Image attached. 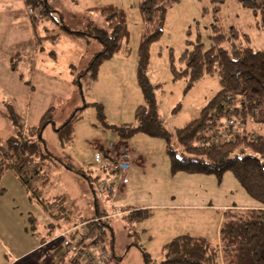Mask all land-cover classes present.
<instances>
[{
	"label": "rangeland",
	"instance_id": "1",
	"mask_svg": "<svg viewBox=\"0 0 264 264\" xmlns=\"http://www.w3.org/2000/svg\"><path fill=\"white\" fill-rule=\"evenodd\" d=\"M48 1L53 2L57 12L43 16L37 23L36 30L45 37L41 39L44 41L41 43L43 47L40 46L37 53L32 51V48L29 51L23 50L26 48L24 30L18 29V23L24 27L23 25L29 24L27 22H31V12L28 10L31 6L27 5L25 0H0V139L3 141L15 133V127L4 114V101L13 103L25 124H36L43 112L51 107L52 122L47 123L41 133L47 148L64 162L79 168L89 178L65 168L62 164L55 165L50 162L47 167L50 180L41 195L51 198L54 194H64L67 197L66 205L71 207V211L66 213L69 217H60L62 221L58 222V229L55 225L53 232L47 233V221L52 219L53 223L57 218L50 217L33 192L25 188L11 170H6L0 177V264H48L46 259L49 253L46 248L51 247H58L60 252L61 247L64 248V261L67 264L72 263L75 256L63 245L59 236L61 231L77 226L78 224L73 222L78 217L93 213L94 198L101 211H116L110 201L113 190L109 191L108 188L106 192L103 186L111 183V178L107 180L108 176H111L107 171L110 167H106L103 161L93 159L98 147H110L109 143L116 141V133L100 122L95 104L103 105L107 122H133L134 109L142 102V92L136 79L137 44L142 25L138 9L140 0L115 1L122 4L127 14L130 31L129 51H118L103 60L94 76L91 71H82L88 66L94 52L101 48L99 41L88 32L93 30L90 29L91 26L108 28L103 17L96 10L86 9L84 5L87 0ZM218 17L223 28L235 25L248 33L252 48L264 49V31L256 24L257 16L238 0H224ZM213 19L210 0H178L168 7L162 33L150 45L147 74L151 82L158 84L154 90L158 110L164 126L170 130L195 117L208 98L220 87L217 74H212L205 75L185 89V79L173 81L169 68V51L173 52L175 63L179 65L177 58L185 48L186 40L194 42L197 36H200L204 45L209 46L213 34ZM80 30L87 34L79 33ZM27 31H30L29 28ZM50 34H56L55 39L50 38L54 39L53 41L46 39ZM81 37L84 40L79 47ZM19 48L22 51V59L13 63L16 64L14 70L6 59ZM50 51L55 55L51 56ZM23 80L29 82L26 84ZM83 104L86 106L80 108ZM76 108H80V117L73 122L72 138L61 145L59 134L54 127L67 120ZM247 113L248 129L257 127L263 131L264 123L260 122H264V107L258 105L253 110L248 108ZM130 137L131 140L127 141ZM119 143L121 147L126 144L133 146L146 161L139 178L130 181L129 192L123 195L131 198L130 200L138 198L141 201L158 202L162 195L151 194V183L155 175H151L153 169L148 166L151 160L159 168L162 166V159H167L164 140L137 133L124 137ZM109 153H112L114 158V149L104 152L108 155ZM213 176L215 177L212 174L211 177ZM194 183L197 186L198 182ZM205 183L207 190L193 187L192 191L196 194L194 198H202L203 201L215 205L253 202L258 204L230 171L224 172L220 180L216 178L213 185ZM168 186H171V182ZM172 190L181 191L179 186H174ZM121 197L122 195L118 194L116 200ZM159 210H155V213L160 216L162 210ZM126 212L122 210L119 213H110L113 249L108 234L96 246L89 245L93 243V239H89L86 246L88 251L95 255L102 251L108 254L113 251L119 259L118 264H157L164 258L161 244L166 236H161L159 232L154 234L153 231L154 237L148 240L145 234H140L137 238L138 245L132 244L134 237L129 235L121 218ZM68 219L72 220L71 223L63 222ZM211 224L212 222H209L208 227ZM160 226L157 224L156 227ZM139 228L140 223L135 225V229L140 230ZM46 238H51V241L42 245V239ZM141 246L149 253L150 260L147 262ZM85 258L83 253L79 256L80 263L76 264H83Z\"/></svg>",
	"mask_w": 264,
	"mask_h": 264
},
{
	"label": "trees",
	"instance_id": "2",
	"mask_svg": "<svg viewBox=\"0 0 264 264\" xmlns=\"http://www.w3.org/2000/svg\"><path fill=\"white\" fill-rule=\"evenodd\" d=\"M177 1L140 0L138 3L142 25L137 44L136 79L142 92V102L134 109V121L122 124L107 122L101 103L95 104L97 116L106 128L123 138L138 132L162 138L172 173L184 171L213 174L220 180L224 172L230 171L244 190L258 202L255 207L233 205L223 211L218 244H212L203 236L190 234L172 237L163 245L164 258L157 264H264V139L261 135L251 138L240 133L233 139L212 143L208 137L209 129L221 124L224 117L232 116L238 122H246L248 108L253 110L258 105L264 107V49L252 48L248 33L235 25L223 28L218 16L224 0H210L214 19L211 23L213 34L209 46L204 45L200 36L194 42L186 40V46L177 58L179 65L175 63L173 52L169 51V68L173 81L185 79V89L205 75L212 74H217L220 87L208 98L195 117L169 130L164 126L158 110L154 91L158 84L150 81L147 68L150 45L162 33L168 7ZM238 1L257 16L256 24L264 31V0ZM25 2L31 7H41L37 13H31L30 19L35 27L39 19L51 13L48 0ZM92 9L100 13L108 26H91L90 29L93 30L88 32L99 41L101 48L94 52L82 72L91 71L94 76L103 60L118 51H129L130 31L127 14L122 6L108 3ZM79 33L87 34L83 30ZM55 36L56 34H50L46 39H55ZM39 37L41 41L44 36L38 35ZM40 46L43 47L42 44ZM20 58L19 52L11 55V69H16V64L13 63H17ZM23 82L27 84L29 81ZM84 106L86 104L80 108ZM80 108L74 109L67 120L54 127L61 145L72 138L73 122L80 117ZM3 111L15 127V133L3 141L0 139V177L9 169L25 188L33 192L46 213L57 218L53 223L52 219L47 221V233H52L55 225L57 229L60 227V217H69L66 213L71 211V207L66 205L67 197L64 194H55L51 198L41 195L50 180L47 171L50 162L55 165L62 164L67 169L82 173L86 178L89 176L53 155L47 148L41 133L44 126L52 122L51 107L43 112L36 124H25L13 103L9 101H4ZM109 165L112 166L111 163ZM112 169L116 171L113 166ZM112 184H105L104 190H108ZM151 213L149 208H132L121 216L129 235L134 237L132 244L138 245L135 224L148 218ZM71 221L63 220L65 223ZM111 222L110 215L99 212L98 204L95 214L83 220L76 219L73 224L84 223V237L77 242L78 247L72 255L75 258L69 264L80 263L79 256L87 248L89 239H93V243L89 245L96 246L109 234L113 249ZM69 236L75 238V232H70ZM140 249L145 261H149V253L143 247ZM110 255L116 260L113 251Z\"/></svg>",
	"mask_w": 264,
	"mask_h": 264
},
{
	"label": "crops",
	"instance_id": "3",
	"mask_svg": "<svg viewBox=\"0 0 264 264\" xmlns=\"http://www.w3.org/2000/svg\"><path fill=\"white\" fill-rule=\"evenodd\" d=\"M116 0H87L84 6L88 11H94L92 7L95 6H100L108 3L116 4L119 6H122V4H119L115 2ZM50 4V10L51 12H57V7L54 5L53 2L48 1ZM75 2V0H74ZM29 20V18H28ZM29 23L28 25H23L22 27L18 23V29L24 30V38H25V45L26 48H23V50H28L32 48V51L34 52H39L40 45L41 43H44V41H39L38 40V31L36 30L37 27L33 25L32 22H27ZM29 28L30 31L26 32V29ZM46 29V27H45ZM42 35V34H39ZM84 38L81 37V41L79 43V47L81 46V42H83ZM49 41V40H48ZM51 41V40H50ZM87 41V40H86ZM39 48V49H38ZM51 50V49H50ZM15 52H19V54L22 56V51L19 48ZM36 53V54H37ZM45 53V52H44ZM50 54V52H49ZM10 56L8 55L6 62L10 61ZM51 56H54L55 53L52 52L50 54ZM20 58L17 63L21 60ZM132 122V121H131ZM112 124H122L125 123V121H120V122H109ZM264 123V122H260ZM108 130H111L108 128ZM170 130V129H169ZM112 131V130H111ZM140 133V132H138ZM137 134V133H136ZM135 135V134H134ZM120 134L116 133V141H119ZM143 138V137H141ZM124 139V138H123ZM130 139H127V141H130ZM127 145V144H126ZM128 146V145H127ZM96 151H101V159L99 161H103L104 164L107 167H110L109 161L112 160V153L104 154V152L111 151L113 148L112 147H106L105 145H102L101 147H98ZM108 148V149H106ZM110 148V149H109ZM129 153H130V165L125 172V175L123 176L126 179V183L122 186L116 185L117 183V173L116 171H113L112 166L110 168H106L107 171L111 174V176H108L109 180L110 178V185L112 184L113 187V194L111 198V205L114 207L116 210L115 212H110L111 214L114 213H119L122 212V209L125 211H128L129 209L132 208H149L151 209L152 213L151 215L144 219L141 222H138L136 224L140 223V230L138 231V237L140 234H145L147 239L153 238L154 234L156 232H159L161 236H166L164 240H162L161 244V249L163 250V245L168 242L172 237L179 235V234H190L193 236H203L210 240L212 244H218L219 243V237H218V231H219V225L222 219V213L223 211L231 207L233 205L238 206V207H255L258 206L256 203H247V204H232V205H227L224 203H221L219 205H215L212 203H209L208 201H203L202 198H194L193 193V187L200 188L202 187L203 190H207L206 187L204 186L205 182H209L211 185L216 180V177H211L212 174H203V173H187L184 171H178L175 173H172L170 171V166H169V161H168V156L166 160L162 159V166L158 168V165L150 160V166L149 168L153 169L151 172V175L154 176L155 178L151 183V194L153 196H156L158 194L162 195V198L159 199L158 202L154 201H141L138 198H134L136 200H130L131 198H128L124 196L123 194L127 193L129 190L128 186L130 181L134 180L133 178H139L138 176L142 173L143 167L145 168V160L142 157V155L138 152H136L132 147H129ZM105 150V151H104ZM95 151V152H96ZM94 152V153H95ZM94 159V158H93ZM95 160V159H94ZM98 161V162H99ZM164 162V163H163ZM108 174V173H107ZM113 177V178H112ZM198 182L197 186L195 185L194 182ZM171 182V186H168V183ZM200 183V184H199ZM207 186V184L205 183ZM149 186V185H148ZM174 186H179L181 189L180 192H174L173 187ZM135 188V187H134ZM133 189V188H132ZM149 189V191H150ZM107 192V190H105ZM192 191V192H191ZM129 192V191H128ZM166 192V193H164ZM174 192V193H172ZM61 194V193H59ZM118 194H121L122 197L120 200H116V196ZM55 195V194H54ZM176 195V196H175ZM128 198V200L126 199ZM96 198H94V211L91 213L89 216L93 215L97 211V204H96ZM116 203V204H115ZM160 209L162 210V213L159 216L156 215L155 210ZM99 212H106V211H101L99 209ZM159 210V212H160ZM108 215L110 213L106 212ZM87 217V216H85ZM85 217L80 216L77 219L83 220ZM209 222H212L211 226L208 227ZM135 224V225H136ZM157 224L161 225L160 227H156ZM211 227V228H210ZM154 231V234H153ZM47 241H51V238H46L45 240H42V245L48 244ZM41 245V246H42ZM142 247V246H141ZM64 248L61 247V252L58 247H51V248H46V252L49 254L47 255V261L48 264H67L66 261H64L65 257L62 254V251L64 252ZM164 252V250H163ZM47 254V253H46ZM116 256V255H115ZM118 257L116 256V260L114 261L113 264H118ZM43 264H45L43 262Z\"/></svg>",
	"mask_w": 264,
	"mask_h": 264
},
{
	"label": "built area",
	"instance_id": "4",
	"mask_svg": "<svg viewBox=\"0 0 264 264\" xmlns=\"http://www.w3.org/2000/svg\"><path fill=\"white\" fill-rule=\"evenodd\" d=\"M39 8L41 7H29L28 10L31 13H37V11H39ZM229 96L231 97V95ZM240 133H243L245 135L247 134L251 138H255L256 136L261 135L264 139V129L263 131H260L259 128L256 127L255 129L250 130L248 129L246 122H238L232 116H226L222 120L221 124L212 126L209 129L208 137L212 143H215L223 140L233 139ZM121 139H123V137L120 135L119 141L109 143L110 147L114 149V158H112L109 163H111L113 168L117 171L116 173L118 178L116 185L118 186H122L126 183V179L123 176L125 175V172L130 165L129 148L127 145L121 147V144L119 143ZM94 159L96 161H99L101 159L99 151H96L94 153ZM103 186H105V184H103ZM113 187L114 186H111L109 188V191H112ZM84 229V223H79L73 228L70 227L69 229L61 231L59 236L62 238L63 245L66 247V249L74 253V251L78 247L77 242L84 237ZM72 231L75 232V238H70L69 236V233ZM83 251V253L86 255L84 264H113L115 261L114 256L103 251L98 253L97 255L93 254L90 250L88 251L87 248H85Z\"/></svg>",
	"mask_w": 264,
	"mask_h": 264
},
{
	"label": "water",
	"instance_id": "5",
	"mask_svg": "<svg viewBox=\"0 0 264 264\" xmlns=\"http://www.w3.org/2000/svg\"><path fill=\"white\" fill-rule=\"evenodd\" d=\"M39 136H40V134H39Z\"/></svg>",
	"mask_w": 264,
	"mask_h": 264
}]
</instances>
